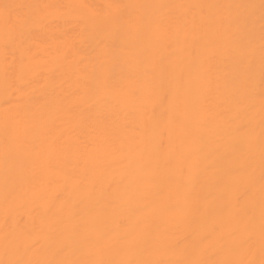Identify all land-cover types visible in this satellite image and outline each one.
<instances>
[{
	"label": "bare ground",
	"instance_id": "1",
	"mask_svg": "<svg viewBox=\"0 0 264 264\" xmlns=\"http://www.w3.org/2000/svg\"><path fill=\"white\" fill-rule=\"evenodd\" d=\"M260 210L262 0H0V264H258Z\"/></svg>",
	"mask_w": 264,
	"mask_h": 264
},
{
	"label": "rangeland",
	"instance_id": "2",
	"mask_svg": "<svg viewBox=\"0 0 264 264\" xmlns=\"http://www.w3.org/2000/svg\"><path fill=\"white\" fill-rule=\"evenodd\" d=\"M256 206L258 209L261 208L259 204H256ZM244 223H250L251 225L257 226L254 237L259 248H264V214H262L261 210L251 216H248L247 212H245ZM262 256L263 255L261 253H258V264H264V259H262Z\"/></svg>",
	"mask_w": 264,
	"mask_h": 264
},
{
	"label": "snow or ice",
	"instance_id": "3",
	"mask_svg": "<svg viewBox=\"0 0 264 264\" xmlns=\"http://www.w3.org/2000/svg\"><path fill=\"white\" fill-rule=\"evenodd\" d=\"M262 4H264V0H262Z\"/></svg>",
	"mask_w": 264,
	"mask_h": 264
}]
</instances>
